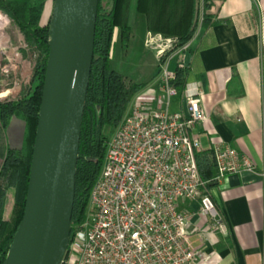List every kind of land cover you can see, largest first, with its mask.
Segmentation results:
<instances>
[{"label": "built area", "instance_id": "obj_1", "mask_svg": "<svg viewBox=\"0 0 264 264\" xmlns=\"http://www.w3.org/2000/svg\"><path fill=\"white\" fill-rule=\"evenodd\" d=\"M12 20L0 9V77L8 76L19 61L12 43ZM159 59L160 93L137 98L115 131L106 136L101 171L91 189L81 219L72 223L62 264H218L217 252L206 253L192 240L191 213L184 201H198L199 213L211 232L225 234L228 222L210 192V186L228 174L254 171L252 160L230 144L212 147L216 172L201 175L197 153L200 138L193 133L207 118L199 85L186 88L185 113L170 111L179 95L171 84L170 69L177 39L149 32L146 39ZM0 80V100H12L17 84ZM203 234L202 230H198Z\"/></svg>", "mask_w": 264, "mask_h": 264}, {"label": "crops", "instance_id": "obj_2", "mask_svg": "<svg viewBox=\"0 0 264 264\" xmlns=\"http://www.w3.org/2000/svg\"><path fill=\"white\" fill-rule=\"evenodd\" d=\"M208 2L210 20L204 24L201 11L193 37L172 54L170 69L182 66L186 75L185 88L172 99L169 109L185 113L184 91L199 85L207 118L196 124L193 133L200 138L201 152H209L214 161V144H230L248 156L255 169L228 174L210 186L213 200L228 222L227 233L209 230L198 201H184L181 209L191 213L194 245L206 253L217 252L218 264H264V0ZM130 23V42L134 32H141L142 38L148 35L145 6L133 7ZM17 32L20 40L22 34ZM118 39L120 30L116 29L113 43ZM138 75L130 78L146 86L134 100L152 99L160 93L158 70L149 80ZM22 125L20 120L13 122L12 136L4 131L7 147L20 143Z\"/></svg>", "mask_w": 264, "mask_h": 264}, {"label": "trees", "instance_id": "obj_3", "mask_svg": "<svg viewBox=\"0 0 264 264\" xmlns=\"http://www.w3.org/2000/svg\"><path fill=\"white\" fill-rule=\"evenodd\" d=\"M201 1L99 0L95 35L96 58L92 65L83 117L72 223L83 217L91 189L102 168L106 140L104 126L120 120L133 97L146 86L145 83H137L111 67L110 56L115 30H120L121 42L126 46L132 33V9L135 5L138 8L145 6L150 32L176 38L177 47H183L193 37L201 11L204 24L206 20H210L206 11L211 3L209 0ZM47 2L48 0H0V9L41 54L30 92L17 100L0 101V128L7 130L12 136L13 122L20 120L24 124L20 143L7 147L0 171V264L5 263L24 213L49 54L50 20L47 24L42 23ZM175 72L176 78L171 80V84L181 92L185 88L186 69L178 66ZM197 161L202 177L207 180L212 178L214 161L210 159L209 152L197 153ZM10 192L11 211L6 217Z\"/></svg>", "mask_w": 264, "mask_h": 264}, {"label": "water", "instance_id": "obj_4", "mask_svg": "<svg viewBox=\"0 0 264 264\" xmlns=\"http://www.w3.org/2000/svg\"><path fill=\"white\" fill-rule=\"evenodd\" d=\"M98 10L99 0H54L24 213L4 264H62L67 254Z\"/></svg>", "mask_w": 264, "mask_h": 264}, {"label": "rangeland", "instance_id": "obj_5", "mask_svg": "<svg viewBox=\"0 0 264 264\" xmlns=\"http://www.w3.org/2000/svg\"><path fill=\"white\" fill-rule=\"evenodd\" d=\"M203 0L201 1V3ZM54 0H48L44 15L42 17V23L47 24L49 20H51L52 9H53ZM202 8V7H201ZM19 27L12 22L11 24V33H12V43L15 48V52L19 53V61L14 58V66L16 69H11L7 76L2 75L0 80H4L3 83L7 86H13L14 83L17 84V92L11 98L12 100H17L21 98L24 94L30 92L32 86L34 85V74L36 69V64L38 60L41 58V54L35 45L27 39L20 31L21 39L19 40V35L17 32ZM172 38V37H171ZM147 36L145 35L142 38L141 32H134V39L132 42H128L130 46H124L121 40H116V43H113V47L111 50V65L112 67L119 69L123 73H126L129 78L132 75H138L139 79H151L153 73L158 70L159 73V59L157 56V51L155 48L149 47L146 44ZM138 73V74H137ZM136 97V96H134ZM134 97L132 101L129 103L126 112L122 115L120 120H116L110 124H106L103 128V132L105 136H110L123 117L127 114V112L131 109L135 100ZM1 101V100H0ZM10 101V100H6ZM24 125V124H23ZM22 125V135L24 132V126ZM5 129L0 128V171L4 163V156L7 150V142H6V134ZM5 135V137H4ZM11 196L9 195V202L7 205V215L11 211Z\"/></svg>", "mask_w": 264, "mask_h": 264}]
</instances>
